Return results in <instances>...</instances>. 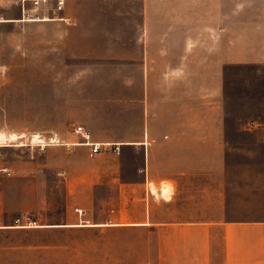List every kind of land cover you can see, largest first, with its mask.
Masks as SVG:
<instances>
[{"label":"crops","instance_id":"1","mask_svg":"<svg viewBox=\"0 0 264 264\" xmlns=\"http://www.w3.org/2000/svg\"><path fill=\"white\" fill-rule=\"evenodd\" d=\"M75 2L4 8L0 30L45 31L13 106L46 123L0 146V264L52 261L56 231L87 227L141 233L145 264H264V0Z\"/></svg>","mask_w":264,"mask_h":264},{"label":"rangeland","instance_id":"2","mask_svg":"<svg viewBox=\"0 0 264 264\" xmlns=\"http://www.w3.org/2000/svg\"><path fill=\"white\" fill-rule=\"evenodd\" d=\"M69 1L76 3L75 0ZM3 3L6 4V0H3ZM17 13L19 16L20 10H17ZM9 14L11 15V13ZM7 25L6 29L0 30V101L9 105L10 112L6 117H1L0 122L1 124L4 122V126L9 128L12 133L20 129H24V132H28L33 128L44 129L46 123L44 116L29 117L28 115L25 117L26 115H22L20 111L14 110L13 101L16 99L14 83L18 81L17 78H19L20 74V57L27 59L30 56H36L29 53L19 54L20 46H28L31 44L30 41H34V45L44 46L46 41L45 31L36 29L24 30L13 23ZM0 134H2L0 146L25 144L20 139L24 135L20 136L18 134L19 137L11 141L9 134H6V132H0ZM41 140L43 141L40 136ZM12 153L13 151L11 150V157H13ZM62 193V190L54 191L55 206L52 212L53 222L55 223L60 222L61 219L62 207L60 203L63 199ZM94 214L95 210L91 207L86 218L91 219L92 222L80 223L79 225H96L94 223ZM45 220L44 217L42 221L45 222ZM141 239V233L126 231L111 233L92 227L56 231L54 233L55 243L52 261L49 260L48 250L47 261L39 259L37 262L17 264H145L143 260L145 256L141 254V246L139 245ZM38 257H45V251L39 254Z\"/></svg>","mask_w":264,"mask_h":264},{"label":"built area","instance_id":"3","mask_svg":"<svg viewBox=\"0 0 264 264\" xmlns=\"http://www.w3.org/2000/svg\"><path fill=\"white\" fill-rule=\"evenodd\" d=\"M6 2L7 3L5 5L3 0H0V22L11 20L5 19L4 8L6 7L11 9L20 8L22 20L31 21L36 19H45L46 15L61 11L65 5V0H6ZM75 131L82 134L85 139H89L88 136H86L87 131L83 125L77 126ZM33 142L34 136L31 137V143ZM87 143L92 146L91 155H95L101 151H109L113 146L109 143H91L88 141ZM77 210L81 213L80 209Z\"/></svg>","mask_w":264,"mask_h":264},{"label":"bare ground","instance_id":"4","mask_svg":"<svg viewBox=\"0 0 264 264\" xmlns=\"http://www.w3.org/2000/svg\"><path fill=\"white\" fill-rule=\"evenodd\" d=\"M1 135L2 134H0V137H1ZM9 137H10V140L11 141H13V140H15L17 137H19V135L17 134V133H12V134H9ZM37 141H39V143L40 142H42V140L40 141V135L39 134H36V135H34V142H37ZM57 142V141H56ZM20 143H22V142H20ZM38 143V144H39ZM0 144H1V141H0ZM23 145V144H22ZM154 190H155V192H156V189L154 188ZM167 193V192H166Z\"/></svg>","mask_w":264,"mask_h":264}]
</instances>
